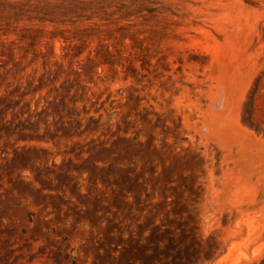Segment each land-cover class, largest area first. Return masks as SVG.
Wrapping results in <instances>:
<instances>
[{
  "label": "rangeland",
  "instance_id": "rangeland-1",
  "mask_svg": "<svg viewBox=\"0 0 264 264\" xmlns=\"http://www.w3.org/2000/svg\"><path fill=\"white\" fill-rule=\"evenodd\" d=\"M0 264H264V0H0Z\"/></svg>",
  "mask_w": 264,
  "mask_h": 264
}]
</instances>
